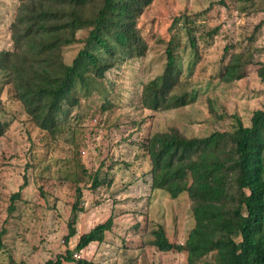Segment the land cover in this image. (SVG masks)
<instances>
[{
  "label": "rangeland",
  "instance_id": "obj_1",
  "mask_svg": "<svg viewBox=\"0 0 264 264\" xmlns=\"http://www.w3.org/2000/svg\"><path fill=\"white\" fill-rule=\"evenodd\" d=\"M20 1L0 0V50L13 46L10 23ZM180 15L194 20L171 28L183 71L172 92L193 91L195 100L158 112L130 105L134 97L126 94L127 84L133 75L140 84L161 73L164 41ZM137 25L149 43L145 57L129 66L119 62L88 95L79 91L78 104L64 107V127L55 137L22 123L25 115L0 71V120L8 123L0 137V264H44L57 258L59 264H75L64 260L66 252H76L79 235L109 216L111 230L102 242L85 246L83 258L102 264H186L184 251H160L150 242L157 226L172 243L185 242L193 226L191 200L186 192L171 197L150 186L147 159L137 143L170 128L187 137L232 130L235 116L249 124L264 100L257 74L264 63V0H151ZM188 29L197 37V51L189 44ZM86 33L79 30L77 37ZM81 46H65L63 60L70 63ZM226 66L242 76L222 81ZM94 114L98 124H92Z\"/></svg>",
  "mask_w": 264,
  "mask_h": 264
},
{
  "label": "trees",
  "instance_id": "obj_2",
  "mask_svg": "<svg viewBox=\"0 0 264 264\" xmlns=\"http://www.w3.org/2000/svg\"><path fill=\"white\" fill-rule=\"evenodd\" d=\"M150 1L21 0L10 23L13 46L0 50V71L6 75L12 97L25 115L22 123L55 137L64 127V107L70 109L78 104L79 91L88 95L92 86L119 62L129 66L133 59L144 58L149 43L137 19ZM188 18L180 15L173 19L164 41L166 61L161 73L140 84L133 75L126 86V94L134 97L130 105L158 112L195 100L193 91L172 92L183 71L176 61L171 28L181 20H194ZM82 29H86V36L78 38L77 32ZM187 33L191 48L197 51V37L190 29ZM76 42L82 46L66 63L63 48ZM229 71L224 67L222 81L242 76ZM257 74L264 84V63ZM235 118L232 130L187 137L170 128L137 143V149L147 159L144 173L149 175L150 186L171 197L186 192L191 200L193 226L185 242L172 243L162 226L151 231L150 242L160 251H184L186 264H264V100L261 108L252 112L248 125L238 116ZM7 127V121L0 120V137ZM97 182L95 177L94 186ZM18 194L11 198L14 200ZM79 199L78 189L73 210ZM112 223L109 216L80 234L77 251L93 241L102 242ZM3 232L4 229L0 231V250L4 246ZM74 233L69 226V234ZM211 254V259L205 258ZM64 260L102 264L83 257L75 259L70 251ZM59 263L57 258L44 264Z\"/></svg>",
  "mask_w": 264,
  "mask_h": 264
},
{
  "label": "built area",
  "instance_id": "obj_3",
  "mask_svg": "<svg viewBox=\"0 0 264 264\" xmlns=\"http://www.w3.org/2000/svg\"><path fill=\"white\" fill-rule=\"evenodd\" d=\"M92 124H98L99 123V118L97 117V115H94L93 117H92ZM81 251L82 250H79V251H76V252H73V257L75 258V259H79V258H81L82 257V255H81Z\"/></svg>",
  "mask_w": 264,
  "mask_h": 264
},
{
  "label": "crops",
  "instance_id": "obj_4",
  "mask_svg": "<svg viewBox=\"0 0 264 264\" xmlns=\"http://www.w3.org/2000/svg\"><path fill=\"white\" fill-rule=\"evenodd\" d=\"M6 168H8L7 170H9V167H6ZM7 174H8V173H7ZM9 174L12 175L11 172H10ZM9 174H8V175H9ZM90 228H91V227H90ZM85 232H86V231H85Z\"/></svg>",
  "mask_w": 264,
  "mask_h": 264
}]
</instances>
